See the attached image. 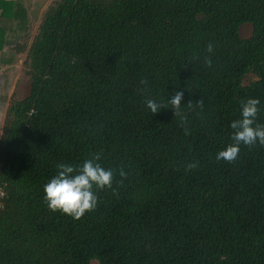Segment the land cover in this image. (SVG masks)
Wrapping results in <instances>:
<instances>
[{"label":"trees","instance_id":"trees-1","mask_svg":"<svg viewBox=\"0 0 264 264\" xmlns=\"http://www.w3.org/2000/svg\"><path fill=\"white\" fill-rule=\"evenodd\" d=\"M34 22L0 0V51L30 78L0 137V264H264V145L215 158L242 99L264 122V0H55ZM176 89L183 121L146 107ZM96 153L116 170L97 207L50 210L55 165Z\"/></svg>","mask_w":264,"mask_h":264},{"label":"clouds","instance_id":"clouds-1","mask_svg":"<svg viewBox=\"0 0 264 264\" xmlns=\"http://www.w3.org/2000/svg\"><path fill=\"white\" fill-rule=\"evenodd\" d=\"M214 46L211 42L207 45V51L213 52ZM208 63L210 59L206 58ZM146 84V81H141ZM184 97L182 89H176L170 94L167 102L155 98H145L146 107L154 114L162 107L171 106L175 115H180L181 120L185 118L180 114L181 101ZM189 103V102H188ZM203 104V100L197 101ZM187 104V103H186ZM261 111L259 97H247L240 101V112L236 119L230 122L232 129L231 142L226 143L219 149L215 158L232 162L238 158L241 146L264 145V122L258 120ZM185 134L188 129H184ZM196 163H189L188 168L196 167ZM56 172L43 185V199L47 207L52 211H60L71 216L73 219L81 218L86 211H91L98 204V189L111 188L116 170L105 167L101 163L99 153L90 154L82 162H58L55 165ZM123 176V170L120 171Z\"/></svg>","mask_w":264,"mask_h":264},{"label":"rangeland","instance_id":"rangeland-1","mask_svg":"<svg viewBox=\"0 0 264 264\" xmlns=\"http://www.w3.org/2000/svg\"><path fill=\"white\" fill-rule=\"evenodd\" d=\"M30 4H31V9H32V13H33V18L35 20L34 22V32H36V29L40 23V20L42 18L43 13L45 12V10L48 8V6H50L55 0H29ZM253 32V26L250 23H244L241 26L240 29V34L242 37H249ZM34 36V34H33ZM11 48V47H10ZM12 52L15 53V50L12 48ZM26 53H23L20 56H16L18 57V61L15 63V66L12 67V80L11 83L12 85H15V89L11 90L10 87L12 85L9 86V88L7 89L6 96H4V101H2V105L0 106V137L2 134V130H3V123H4V118H5V114H6V109L9 103V99L12 96V94L14 92H16L20 97H24L26 95L29 94L30 92V78L28 75H26L23 72V60L25 57ZM249 77H253L252 75H250ZM251 79L247 78L245 80V83H247L248 81H250ZM5 98H9L7 101L5 100ZM91 264H98V262L96 260H93L91 262Z\"/></svg>","mask_w":264,"mask_h":264},{"label":"crops","instance_id":"crops-1","mask_svg":"<svg viewBox=\"0 0 264 264\" xmlns=\"http://www.w3.org/2000/svg\"><path fill=\"white\" fill-rule=\"evenodd\" d=\"M11 47V48H10ZM13 43L9 42L5 45L3 51H0V106L2 105V101H4V96H6V91L10 85H12V67L15 66V63L18 61V57L12 62H8L10 58L16 56V51L13 53L12 51ZM14 49V48H13ZM15 50V49H14ZM22 54H18L20 56ZM11 90L15 89V85L13 84L10 87ZM9 98H5L7 101Z\"/></svg>","mask_w":264,"mask_h":264}]
</instances>
